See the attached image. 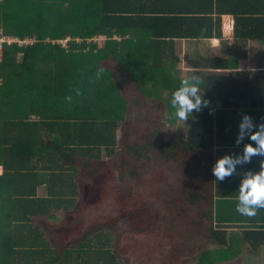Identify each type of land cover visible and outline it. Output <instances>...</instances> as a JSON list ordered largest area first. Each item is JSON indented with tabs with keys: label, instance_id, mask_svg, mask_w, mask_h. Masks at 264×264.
Here are the masks:
<instances>
[{
	"label": "trees",
	"instance_id": "obj_1",
	"mask_svg": "<svg viewBox=\"0 0 264 264\" xmlns=\"http://www.w3.org/2000/svg\"><path fill=\"white\" fill-rule=\"evenodd\" d=\"M224 14L236 43L264 44V0H0V37L32 41L0 52V264L238 258L214 198L215 105L183 121L169 103L174 40L221 38Z\"/></svg>",
	"mask_w": 264,
	"mask_h": 264
},
{
	"label": "crops",
	"instance_id": "obj_2",
	"mask_svg": "<svg viewBox=\"0 0 264 264\" xmlns=\"http://www.w3.org/2000/svg\"><path fill=\"white\" fill-rule=\"evenodd\" d=\"M142 3L147 2L138 4ZM234 25L233 16L224 14L221 16V38L175 39V54L180 60L174 63L172 72H176L178 76L183 72L182 77H179L181 80L198 78L200 91L205 90V80H202V76L213 78L211 85L215 86L219 82L218 92L212 86L218 100L209 101L208 104L215 105L217 113L214 117L216 123L213 165L217 159L227 155L233 160V171L223 180H214V198L222 230L227 236L237 233L240 238L238 248L242 252L237 255L238 258H223L217 264H264V209L259 210L254 217L241 216L235 210L236 197L243 179L264 171V156L253 155L249 162H244L243 159L245 144L254 143L249 139V135L257 129L239 128L245 114L251 117L253 125L264 123V44L260 41L236 43L233 39ZM186 57L201 62L200 68L193 69L191 64L185 61ZM212 57L227 58L229 66L226 69L212 68L208 60ZM207 85L209 86V83ZM219 101L224 104L223 107L215 104ZM4 171V167L0 165V176ZM38 195L46 196L44 186L38 188ZM6 212L9 214V211Z\"/></svg>",
	"mask_w": 264,
	"mask_h": 264
},
{
	"label": "clouds",
	"instance_id": "obj_3",
	"mask_svg": "<svg viewBox=\"0 0 264 264\" xmlns=\"http://www.w3.org/2000/svg\"><path fill=\"white\" fill-rule=\"evenodd\" d=\"M66 99H70V97H66ZM169 103L174 109V115L180 120L186 121L193 116L194 110L199 112L202 108L207 107L209 99L204 96V91H200V80L192 77L180 81V85L172 93ZM245 127L257 129L249 135V139L254 143L245 144L243 149L244 162H249L253 155L264 156V123L253 125L251 117L245 114L239 123V128L244 129ZM232 171L233 160L227 155L217 159L212 168V173L218 180H223ZM236 201L235 210L241 216L254 217L259 210L264 209V171L243 179Z\"/></svg>",
	"mask_w": 264,
	"mask_h": 264
},
{
	"label": "rangeland",
	"instance_id": "obj_4",
	"mask_svg": "<svg viewBox=\"0 0 264 264\" xmlns=\"http://www.w3.org/2000/svg\"><path fill=\"white\" fill-rule=\"evenodd\" d=\"M104 38H102V39H96L95 41L97 42V44L99 45V46H101L103 43H104ZM59 43L60 44H66V40L65 41H59ZM0 52H1V49H0ZM182 75H183V72H180V74H179V77L181 78L182 77ZM124 89V88H123ZM126 97V96H125ZM131 97H132V94H130L129 95V97H127V99H131ZM167 119H165V121H166ZM121 136H122V132H121V130H119L118 131V133H117V139H118V141L120 142V140H121ZM199 174V172H197V170L195 169V170H192V174ZM126 221H123V222H121L120 223V225H119V227H121V228H127V224L125 223ZM103 229H107L108 231H112V233L111 234H113V232L114 231H116L115 229L116 228H112V229H110V228H105V227H103ZM117 232V231H116Z\"/></svg>",
	"mask_w": 264,
	"mask_h": 264
},
{
	"label": "built area",
	"instance_id": "obj_5",
	"mask_svg": "<svg viewBox=\"0 0 264 264\" xmlns=\"http://www.w3.org/2000/svg\"><path fill=\"white\" fill-rule=\"evenodd\" d=\"M4 42H8L9 44L13 42H18L19 44L23 45V44H28L29 42H32V41L30 40L20 41L18 39H10V38L7 39L5 37H0V49H2Z\"/></svg>",
	"mask_w": 264,
	"mask_h": 264
}]
</instances>
